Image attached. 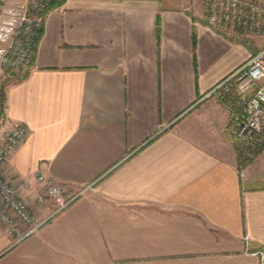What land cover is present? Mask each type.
Segmentation results:
<instances>
[{"label":"crops","instance_id":"obj_1","mask_svg":"<svg viewBox=\"0 0 264 264\" xmlns=\"http://www.w3.org/2000/svg\"><path fill=\"white\" fill-rule=\"evenodd\" d=\"M263 46L211 27L205 0L49 12L32 66L2 85L0 134L30 130L6 168L40 217L36 175L87 191L24 239L0 224V264H264V175L241 170L209 96Z\"/></svg>","mask_w":264,"mask_h":264},{"label":"built area","instance_id":"obj_2","mask_svg":"<svg viewBox=\"0 0 264 264\" xmlns=\"http://www.w3.org/2000/svg\"><path fill=\"white\" fill-rule=\"evenodd\" d=\"M53 1L0 0V76L21 79L32 66L44 34L46 7ZM205 19L230 38L264 37V0H205ZM209 96L229 109L227 130L238 159L249 163L258 153H264V46L219 82ZM4 111L5 96L0 89V125L5 122ZM29 133L25 124L14 123L0 134V224L17 240L37 232L87 191H74L44 174L36 175L43 190L35 198L36 206L51 207L49 215L40 217L23 196L33 191L32 182H12L6 168Z\"/></svg>","mask_w":264,"mask_h":264},{"label":"rangeland","instance_id":"obj_3","mask_svg":"<svg viewBox=\"0 0 264 264\" xmlns=\"http://www.w3.org/2000/svg\"><path fill=\"white\" fill-rule=\"evenodd\" d=\"M11 78H16V77H9L5 75L0 76V89L1 90L4 91V87L2 86L3 83L6 82L7 79H11ZM16 79H19V78H16ZM254 161H257L254 163V169H256L257 171L260 169L259 172L262 173V175H264V153H258L249 163L239 160V166L241 167V170H242L245 166H247L248 164Z\"/></svg>","mask_w":264,"mask_h":264},{"label":"trees","instance_id":"obj_4","mask_svg":"<svg viewBox=\"0 0 264 264\" xmlns=\"http://www.w3.org/2000/svg\"><path fill=\"white\" fill-rule=\"evenodd\" d=\"M65 2H66V0H56V1L51 2L46 7L47 14L49 12H51L53 9H56V8L61 7ZM157 33H158V36L160 37V33H161V22H160V18H159V20L157 22ZM34 59H33V61H34Z\"/></svg>","mask_w":264,"mask_h":264}]
</instances>
